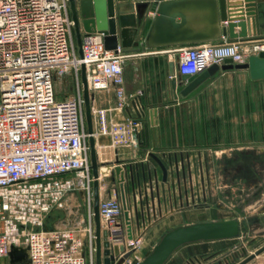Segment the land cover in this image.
Segmentation results:
<instances>
[{"label": "built area", "instance_id": "obj_1", "mask_svg": "<svg viewBox=\"0 0 264 264\" xmlns=\"http://www.w3.org/2000/svg\"><path fill=\"white\" fill-rule=\"evenodd\" d=\"M73 31L69 0H0V260L15 247L25 252L22 264H95L94 178L81 65L89 89L112 88L115 108L124 110L133 97L124 79L133 53L121 46L107 49L103 34L95 31L82 36L80 56ZM261 50L264 37L184 46L177 50V72L194 77L212 63L226 58L244 63ZM64 72L73 73L76 88L60 98L55 81ZM123 116L105 124L104 132L113 144L137 147L141 123ZM75 190L84 192L85 219L44 228L52 209L77 212L71 202ZM99 214L103 228L123 230L116 187L100 193ZM140 240L127 239L125 246L135 249ZM136 263L128 257L121 264ZM247 264H264V257Z\"/></svg>", "mask_w": 264, "mask_h": 264}, {"label": "crops", "instance_id": "obj_2", "mask_svg": "<svg viewBox=\"0 0 264 264\" xmlns=\"http://www.w3.org/2000/svg\"><path fill=\"white\" fill-rule=\"evenodd\" d=\"M203 1L207 4L206 7L186 11V24L182 28L185 36L196 35L197 39L172 44L145 41V35L154 17V12L150 8L151 0L124 1L133 6L132 11L140 26L141 34L135 41L141 39L143 42L127 49L133 53L128 64L135 68L132 76L127 79V90L137 94L138 107L137 110L134 107H127L122 111V115L139 119L142 128L139 145L114 146L108 134L104 132L105 123L99 121L93 126L98 161L110 163L101 164L99 167L100 193L106 195L109 187L114 185L119 189L114 167L117 161L121 166L125 165L124 173L130 202L132 203L134 193L139 209V197L142 199L144 224L143 226L141 222L139 226L134 224L133 237L143 239L144 245L141 249L144 251L147 249L149 251L165 231L200 221L202 208L195 204L184 208L183 204L196 201L197 192L206 188L204 180L200 178L198 181V175L200 177L202 173L204 174L206 164H209V175L214 174V177L222 170L225 171V175L227 172L230 175L233 173L237 175L238 172L233 170L232 161L247 160L250 154L257 158L264 157V78H254L248 68L230 66L224 59L218 63L221 66L219 70L191 93L185 96L180 94L186 82L182 81L177 72L178 48L204 42H219L225 37L228 38L222 33V22L217 19V10L212 12L208 8V4L212 2ZM242 2L243 0H227L229 5ZM238 8L234 12L237 15L240 14ZM93 11L97 22L102 18L104 25L105 7L99 9L98 4L93 3ZM80 19H83V11H80ZM97 22L95 26L99 27ZM82 29L84 31L83 24ZM235 31H239V28L236 27ZM256 37H264V26L257 31ZM171 63L174 64V75L170 74ZM172 77L176 78L177 97ZM96 97L97 101L105 103H111L115 99L112 88L99 91ZM149 153L158 156L168 169V178L164 186L166 199L162 197L161 192L162 171ZM213 159L219 162L224 160L225 167L222 169L221 162L218 164L219 167L212 166ZM130 167L134 178L133 193ZM251 169L253 168L247 167L244 173L248 174ZM138 178L140 186L137 183ZM173 181L175 196L171 189ZM216 188L214 179L210 189L216 191ZM150 192H153L154 198L150 197ZM132 218L134 221L133 212ZM104 229L108 230L106 226ZM108 235L107 239L111 243L126 245L124 228L120 234L121 238L117 240ZM192 243L182 245V248L185 246L184 249L179 247L180 249L178 248L179 250L177 249L178 251L164 264H180L191 256L198 261L196 255L204 252L196 245H191ZM128 250L125 246L118 257Z\"/></svg>", "mask_w": 264, "mask_h": 264}, {"label": "water", "instance_id": "obj_3", "mask_svg": "<svg viewBox=\"0 0 264 264\" xmlns=\"http://www.w3.org/2000/svg\"><path fill=\"white\" fill-rule=\"evenodd\" d=\"M125 0H105V20L102 24V18H94L93 3L98 0H69L71 16L74 22V30L78 45V53L82 56L81 41L82 36L90 32H101L103 42L107 49H116L121 46L124 49L141 45L143 42L135 41V38L141 34L139 23L136 19L132 5L124 3ZM149 1V0H147ZM208 8L212 12L217 10V19L222 22V33L231 40L237 39H256L257 31L264 26V0H243L242 4L229 5L227 0H210ZM150 8L154 12L149 31L145 35V41L152 40L155 44H172L177 42H187L197 39L196 35L185 36L182 28L186 24V11L193 8L206 7L203 0H151ZM240 7V8H238ZM236 8L240 11L237 15ZM80 11H83V19H80ZM239 16V17H232ZM96 22L99 27H96ZM91 23V24H90ZM93 23V24H92ZM82 24L84 31H82ZM238 27L239 31H235ZM225 63L238 68H248L254 78H264V50L257 54L250 55L247 62L233 64L231 58H226ZM221 66L218 63H212L198 75L191 77L189 74H181L182 81L186 82L181 89V95H188L204 80L216 73ZM174 64L170 65V74L174 75ZM81 83L84 101L85 120L87 125L88 142L90 147L91 170L93 174V218L95 228V264H120L129 252L121 257L119 253L125 249L123 243H111L107 239L108 233L113 238H120L121 229L118 231H108L102 227L99 214L100 201V164L98 161L95 139L93 134V117L91 111V94L88 87L85 65H81ZM173 87L176 85V78L172 77ZM136 109L137 104L132 103ZM137 110V109H136ZM141 115V113H138ZM157 162L162 171V197L166 199L165 182L168 178V169L162 160L154 153H149ZM170 164H172L171 160ZM119 161L114 167L119 185L120 200L123 207L122 226L126 230V238H133L134 224L139 226L144 224V212L142 210V199L139 197V209H137L136 197L133 193L134 178L132 167H130V182L132 189V203L130 202L128 183L124 173V166ZM176 166H178L176 164ZM152 186V178L149 177ZM140 186V179H137ZM172 193L175 196L174 181L171 183ZM150 197L154 198L153 192ZM141 199V200H140ZM148 202V196H146ZM134 213V221L132 218ZM264 222V214L260 216ZM239 221L237 219L225 220H206L190 224L180 225L165 231L159 241L146 253V255L137 261L136 264H164L173 253L182 245L198 241H214L231 238L239 233ZM264 251V245L255 252L250 253L234 264H247L257 254ZM23 249L12 248L9 257L12 262H22L25 260Z\"/></svg>", "mask_w": 264, "mask_h": 264}, {"label": "rangeland", "instance_id": "obj_4", "mask_svg": "<svg viewBox=\"0 0 264 264\" xmlns=\"http://www.w3.org/2000/svg\"><path fill=\"white\" fill-rule=\"evenodd\" d=\"M73 43L78 50L75 30L73 31ZM134 71V66L127 63L125 67V90L128 96H133L129 107H133L132 103H136L137 101V94L127 90V79L132 76ZM55 83L57 96L60 98L71 96L76 88L72 72H64L61 76H57ZM174 87L175 96L177 97L176 85ZM98 92V90H90L93 126L98 124L99 121L104 122L105 124H110L112 122L118 123L121 120H124V116L122 115L123 110L115 108V99H113L111 103L99 102L96 97ZM83 114L85 128L87 129L84 106ZM109 124L107 125L110 126ZM113 145L118 146V144ZM205 162L207 163V161ZM220 162L223 169L225 167V161L220 160ZM220 162L219 160L215 161V159H213L211 163L212 166L219 167L218 164ZM232 162L234 164L233 170L238 172L237 175H234V173L230 175L228 172L225 175V171L222 170L220 173L218 171L217 176L214 177V174L209 175V164H206L204 174L202 173L200 177L198 175V181L201 178L206 182V188L204 191L202 189L200 192H197V194H200V200L197 198L196 201H193L190 204L185 202L183 207L187 208L192 204L200 206L202 208L199 216L200 221L237 219L240 225L238 235L226 239L196 242V244L192 243L191 245H196L198 249L201 248L200 251L204 252L196 255V258L200 262L196 261L195 258L191 256L190 259L188 258L180 264H234L248 255L254 248L259 245H264V222L260 220V216L264 214V157L260 156L257 158L255 155L253 156L250 154V158L247 160H234ZM99 164L105 165L110 163ZM247 167L253 168L249 170L248 174L244 173L246 172ZM257 167L260 168L259 170L261 171H259ZM214 179L217 185L216 191L210 189L212 180ZM114 187H116L118 195H120L118 187L115 185ZM71 202L73 203L74 211H77L75 214L70 213L69 209H52L45 219L44 228L71 223L75 220L76 216L85 219L86 199L84 192L82 190H75L71 197ZM161 236L162 235H160L155 243L159 241ZM143 245L144 241L142 239L135 249L128 250V257H130L134 263L142 259L148 252V249L145 251L141 249ZM208 247H210V249H207ZM180 248L184 249L185 246L183 248L181 246ZM125 259L126 258H124V260ZM22 262H12L9 256L0 260V264H22Z\"/></svg>", "mask_w": 264, "mask_h": 264}, {"label": "bare ground", "instance_id": "obj_5", "mask_svg": "<svg viewBox=\"0 0 264 264\" xmlns=\"http://www.w3.org/2000/svg\"><path fill=\"white\" fill-rule=\"evenodd\" d=\"M104 3H105V0H98L97 4H98L99 9L103 8ZM263 257H264V252H261L260 254H257L254 258H256V259L261 261Z\"/></svg>", "mask_w": 264, "mask_h": 264}, {"label": "flooded vegetation", "instance_id": "obj_6", "mask_svg": "<svg viewBox=\"0 0 264 264\" xmlns=\"http://www.w3.org/2000/svg\"><path fill=\"white\" fill-rule=\"evenodd\" d=\"M197 198H198V200H200V194H198V197Z\"/></svg>", "mask_w": 264, "mask_h": 264}]
</instances>
